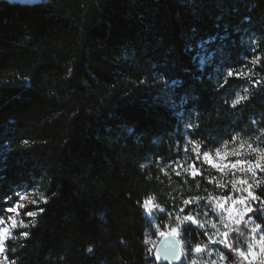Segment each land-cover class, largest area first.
I'll return each instance as SVG.
<instances>
[{"label": "trees", "instance_id": "obj_1", "mask_svg": "<svg viewBox=\"0 0 264 264\" xmlns=\"http://www.w3.org/2000/svg\"><path fill=\"white\" fill-rule=\"evenodd\" d=\"M262 130L264 0H0V219L23 190L38 221L6 240L8 264H159L146 199L164 225L182 199L220 193L209 165L169 177L159 162L237 133L264 146ZM262 204L264 182V225ZM228 225L217 247L234 264L244 226ZM181 231V264H198L202 229Z\"/></svg>", "mask_w": 264, "mask_h": 264}, {"label": "rangeland", "instance_id": "obj_2", "mask_svg": "<svg viewBox=\"0 0 264 264\" xmlns=\"http://www.w3.org/2000/svg\"><path fill=\"white\" fill-rule=\"evenodd\" d=\"M15 1V0H14ZM19 1V0H18ZM32 1V0H20ZM204 55V54H203ZM209 57L202 56V62ZM160 166L165 174L172 176H196L200 174L199 164H207L211 167L209 174L211 181L215 183L219 190L217 197H206L205 199L184 198L177 209L168 212V217L161 225L157 222L156 212L164 213L165 209L155 196L151 195L145 201L146 212L154 220L157 226L159 237L167 234H175L180 237L184 257L186 251L185 238L181 231V222H191L202 229L205 238L197 244L190 245V261L198 264H227L224 253L217 247L218 242L226 241L229 230L228 222L237 223L244 226V237H238V253L249 262L252 255L248 250V242L251 239L248 233L257 224L260 231L256 232L257 240L260 239L261 232H264V225L254 218L252 214V200L255 197L256 187L264 182V146L260 142L251 139L237 138L232 142H227L212 151H203L201 146L189 141L183 153L168 161H160ZM230 193L228 196L220 194ZM33 194L29 192L20 193L18 202L9 208L11 212L7 219H2L0 223V242L4 247L0 250V257L6 255V240L15 234L16 229L26 228L28 224L27 216L31 211H26L29 201H35ZM220 206L217 213L214 205ZM176 205L174 204V207ZM228 206V207H227ZM226 209L225 215L223 210ZM221 217H224L223 223ZM228 219V220H226ZM7 233L8 235H4ZM255 253L259 248L252 250Z\"/></svg>", "mask_w": 264, "mask_h": 264}, {"label": "clouds", "instance_id": "obj_3", "mask_svg": "<svg viewBox=\"0 0 264 264\" xmlns=\"http://www.w3.org/2000/svg\"><path fill=\"white\" fill-rule=\"evenodd\" d=\"M247 99V97H245ZM237 103H239V101H233L232 104H231V107L235 108ZM262 134H264V130H262ZM239 138V133L236 134V136H234L233 139H237ZM257 139H259V137H257ZM197 188H199V183H197L196 185ZM37 195L41 196V198L43 199L44 198V195L43 193H37ZM53 195H55V193H53ZM190 200L191 199H200V197H190L189 198ZM30 203H33L34 201H29ZM45 202H48L47 200H45ZM261 208H264V204L261 205ZM214 210L219 213L220 211V206L217 204V205H214ZM44 209H40V212H43ZM29 215L33 216V217H36L37 213L35 212H31L29 213ZM224 221V217H221V222L223 223ZM2 219H0V223H2ZM28 225H30L31 227L35 228L38 226V221L36 219H33L31 221L28 222V224L24 225L25 227H27ZM233 231H235L236 233H238L240 236H244L246 235L243 231L242 228L240 227H236L235 229H233ZM260 231V225L257 224L255 227L252 228V231L251 233H248L247 235H250L251 236V239L249 240L248 242V250L250 252V254L252 255V259L249 260L248 264H264V232H261L260 234V239L257 240L256 238V232ZM4 235H8L7 233H5ZM22 236L25 235V234H21ZM9 238L15 240L17 239L16 236H10ZM4 247L3 243L0 242V250H2ZM254 248H259L260 251L258 253H255L253 252L252 250ZM13 251H15V249H13ZM234 252H238L237 249H233ZM240 256L239 254L237 255V260L234 261V264H240ZM0 264H8V261H7V258L6 257H0ZM13 264H15V262L13 261ZM205 264H207V262H205Z\"/></svg>", "mask_w": 264, "mask_h": 264}, {"label": "water", "instance_id": "obj_4", "mask_svg": "<svg viewBox=\"0 0 264 264\" xmlns=\"http://www.w3.org/2000/svg\"><path fill=\"white\" fill-rule=\"evenodd\" d=\"M154 258L159 264H181L184 248L180 237L172 233L161 236L154 249Z\"/></svg>", "mask_w": 264, "mask_h": 264}, {"label": "snow or ice", "instance_id": "obj_5", "mask_svg": "<svg viewBox=\"0 0 264 264\" xmlns=\"http://www.w3.org/2000/svg\"><path fill=\"white\" fill-rule=\"evenodd\" d=\"M31 207L32 208H42V209H44L43 212H40V215H42L45 212L44 205L35 204V205H32ZM6 210H7L6 208L5 209H0V213H2L3 211H6ZM166 251H168V250H166Z\"/></svg>", "mask_w": 264, "mask_h": 264}]
</instances>
